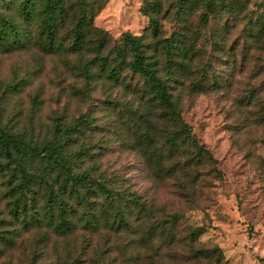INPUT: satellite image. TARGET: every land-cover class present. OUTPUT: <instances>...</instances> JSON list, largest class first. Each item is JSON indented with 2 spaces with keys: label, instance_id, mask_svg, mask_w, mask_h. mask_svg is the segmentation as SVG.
Here are the masks:
<instances>
[{
  "label": "trees",
  "instance_id": "1",
  "mask_svg": "<svg viewBox=\"0 0 264 264\" xmlns=\"http://www.w3.org/2000/svg\"><path fill=\"white\" fill-rule=\"evenodd\" d=\"M216 2L182 0L181 12H175L179 28L163 36L162 4L146 0V32L113 39L93 24L107 0H0V54L58 57L72 78L67 89L59 84L60 91L115 113L120 141L139 156L145 177L155 184L173 181L178 198L197 204V184L209 176L219 180L221 172L178 117L184 80L196 69V36L185 13L199 5L214 13ZM201 21L206 25L207 15ZM250 26L252 39L264 35L262 17ZM27 82L0 80V104ZM192 83L201 87V80ZM86 129L92 131L93 121L85 114L69 119L57 111L43 130L3 120L0 113V264H12L10 257L1 260L22 231L45 227L56 236L84 231L86 248L102 230L135 234L139 248L152 249L157 240L155 255L182 243L188 255L218 264L219 247L197 243L203 228L180 224L181 212L159 207L154 197L133 189L126 175L105 169L100 147L84 141ZM105 247L99 255L110 252ZM138 260L136 254L132 263Z\"/></svg>",
  "mask_w": 264,
  "mask_h": 264
},
{
  "label": "rangeland",
  "instance_id": "2",
  "mask_svg": "<svg viewBox=\"0 0 264 264\" xmlns=\"http://www.w3.org/2000/svg\"><path fill=\"white\" fill-rule=\"evenodd\" d=\"M157 1L162 4V35L168 36L179 28L182 0ZM216 1L214 13L200 5L185 13L191 35L196 36V69L184 80L178 117L221 172L219 180L209 176L197 184V204L178 198L173 181L155 184L145 177L139 156L120 141L123 133L115 113H104L92 100L60 91L59 84L67 89L72 78L56 56L36 51L0 54L1 81L28 80L19 93L6 95L0 113L3 120L43 130L57 111H65L69 119L91 116L93 129H86L84 141L100 147L105 169L126 175L133 189L154 197L159 207L181 212L180 224L202 227L197 243L217 245L222 254L218 264H264V35L248 36L250 22L261 17L264 21V0ZM145 2L107 0L93 24L113 39L126 32L143 34L149 26L142 13ZM202 15L208 17L206 25ZM195 80H201L199 89L192 86ZM96 96L101 98L98 92ZM85 236L80 230L56 236L46 227L22 231L1 261L10 257L12 264H207L188 255L182 243L155 255L159 241L152 249L139 248L135 234L114 236L102 230L90 248ZM106 245L110 252L99 255ZM136 254L140 260L132 263Z\"/></svg>",
  "mask_w": 264,
  "mask_h": 264
}]
</instances>
